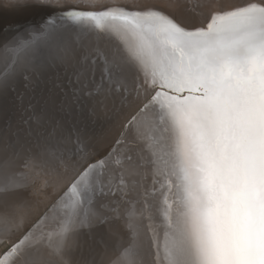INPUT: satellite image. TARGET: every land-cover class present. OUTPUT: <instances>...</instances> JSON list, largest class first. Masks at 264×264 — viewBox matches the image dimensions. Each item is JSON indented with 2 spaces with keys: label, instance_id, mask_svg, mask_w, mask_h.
<instances>
[{
  "label": "snow or ice",
  "instance_id": "1",
  "mask_svg": "<svg viewBox=\"0 0 264 264\" xmlns=\"http://www.w3.org/2000/svg\"><path fill=\"white\" fill-rule=\"evenodd\" d=\"M59 10L73 30L114 45L92 53L105 66L97 87L129 94L131 73L137 100L124 131L136 146L159 149L153 166L161 153L170 161L148 194L160 197L161 264H264V0H221L192 27L144 0ZM34 135L37 160L56 149L47 133ZM93 172L82 164L68 184L91 185ZM8 222L0 212V225ZM31 246L29 237L5 244L0 264H53L48 249Z\"/></svg>",
  "mask_w": 264,
  "mask_h": 264
},
{
  "label": "bare ground",
  "instance_id": "2",
  "mask_svg": "<svg viewBox=\"0 0 264 264\" xmlns=\"http://www.w3.org/2000/svg\"><path fill=\"white\" fill-rule=\"evenodd\" d=\"M24 1L31 2L0 0V67L4 70L24 65L25 53L32 51L27 42L15 45L22 34L55 33L58 27H70L71 22L64 18L59 6L87 3V0H58V3L54 0V6L40 9L45 15L39 18L36 14L27 16L24 11L16 10ZM120 2L131 3L132 0ZM144 2L161 5L182 25L192 27L204 24L209 9L221 0ZM47 14L52 16L45 19ZM72 33L68 40L70 51L59 60L60 69L47 70L42 77L41 86H48V91L30 84L27 74L21 86L13 85L15 73L10 70L9 75L0 76V93L6 94L4 106L11 107L20 120L29 113H36L38 121L34 128L42 130V122L47 120L56 123L63 118L69 124L77 119L82 131L86 130L85 124L91 126L90 140L94 144L99 140L101 145L79 147L73 141H58L47 136L57 147L47 154L41 150L39 160L34 153V149L40 147L37 144H32L23 155H17L14 150L10 152L7 147L0 151V212L9 219L8 223L0 225L3 242L0 247L16 238L29 237L32 249H48L53 264H161L162 254L155 248V233L163 235V219L156 210L160 197L148 194L154 191V180L164 182L162 173L170 171V161L161 153V159L153 166L151 152L159 149L152 145L136 146L124 131L125 117L137 100L131 73L126 81L129 94L112 96L97 87L105 66L102 60L92 63L96 60L92 53L100 47L114 45L107 39L87 37L73 29ZM74 58L90 61L92 67L86 73H77ZM34 71L41 73L37 68ZM60 78L69 81L73 87L71 92L61 86ZM80 103H83L82 108ZM3 121L1 118L0 123ZM22 136L23 142L31 143L29 136ZM6 143H9L7 138L0 139L2 147ZM101 154L105 156L94 165L96 182L87 186L80 183L73 190L68 182L76 170L82 164L90 165ZM79 187L86 190L85 201ZM159 187L155 185L156 189ZM14 208L19 210L13 212Z\"/></svg>",
  "mask_w": 264,
  "mask_h": 264
},
{
  "label": "water",
  "instance_id": "3",
  "mask_svg": "<svg viewBox=\"0 0 264 264\" xmlns=\"http://www.w3.org/2000/svg\"><path fill=\"white\" fill-rule=\"evenodd\" d=\"M51 7L49 4H43L37 2V0L24 1L20 2L18 6H16V10L24 11L27 16L30 14H36L39 18H44L42 10L40 9H48ZM30 12V13H29ZM15 13V12H14ZM51 14H47V18H50ZM181 24L182 22L178 20ZM55 33H26L22 34L19 39L16 41L15 45L20 44L21 42H27L32 46V51L25 53L24 56V65L13 64L18 66L14 69H10L14 72L13 76V85H20L23 82V77L25 74L28 75L27 80L30 81V84L36 86L38 89L42 91H48V86H41L42 77L46 75V71L54 70L58 71L60 69L59 60L64 56H67L70 48H69V38L72 36V29L68 26L58 27V29L54 30ZM14 48V47H13ZM76 72L77 73H86L92 67V63L90 61H80L74 58ZM22 67V68H21ZM35 68L40 70V74H36ZM63 68V67H62ZM10 70H4L0 67V76L1 75H9ZM34 72V73H33ZM30 77V78H29ZM61 86L67 87L71 92L72 88L71 84L68 80L60 78ZM5 93H0V101L2 107L0 108V120L3 118V123H0V139L3 140L4 137L8 139L9 143L0 145V151L3 148H6L12 152L14 150L17 155H23L27 148H29V142H23L22 134H26L31 139V146L35 143V135L39 134L41 137H44L45 133H47L48 137H53L58 141H73L79 147L87 146H95L94 142L89 138V131L91 130V126L87 123L85 124L86 130L82 131L81 122L77 119L72 120L69 124L65 122L63 118L59 119L58 122L51 123V120H47L46 122H42L43 127L42 130L34 128L35 123L38 121V117L36 113H29L21 120L17 115H15L11 109V107L4 106ZM83 103H80V107L82 108ZM101 148V147H98ZM13 151V152H14ZM49 153V152H48ZM105 155L101 154L99 158H96L91 164V169H94V165L97 164V161L103 158ZM79 194L82 199L85 201L84 194L86 190L82 187H79ZM91 190L89 193L91 194ZM102 235H100L101 238ZM20 239V237H19ZM0 242V246H1ZM8 244V243H6Z\"/></svg>",
  "mask_w": 264,
  "mask_h": 264
},
{
  "label": "rangeland",
  "instance_id": "4",
  "mask_svg": "<svg viewBox=\"0 0 264 264\" xmlns=\"http://www.w3.org/2000/svg\"><path fill=\"white\" fill-rule=\"evenodd\" d=\"M108 138H109V137H108ZM108 138H107V139H108ZM96 142H97V143H96ZM100 143H101V142H100ZM100 143H99V140H98V141H95V144H97V145H95L94 148L97 147V146H99L98 144H100ZM100 145H101V144H100ZM94 148H93V149H94ZM0 242H2V241L0 240Z\"/></svg>",
  "mask_w": 264,
  "mask_h": 264
}]
</instances>
